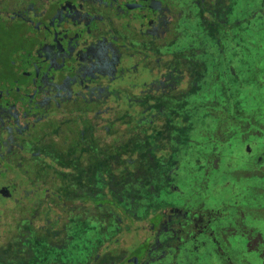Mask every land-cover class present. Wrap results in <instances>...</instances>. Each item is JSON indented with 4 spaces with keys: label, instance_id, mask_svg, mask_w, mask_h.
I'll list each match as a JSON object with an SVG mask.
<instances>
[{
    "label": "flooded vegetation",
    "instance_id": "af4514ba",
    "mask_svg": "<svg viewBox=\"0 0 264 264\" xmlns=\"http://www.w3.org/2000/svg\"><path fill=\"white\" fill-rule=\"evenodd\" d=\"M235 2L0 0V264L263 259L261 214L234 180L213 202L214 148L188 142Z\"/></svg>",
    "mask_w": 264,
    "mask_h": 264
},
{
    "label": "rangeland",
    "instance_id": "374dc122",
    "mask_svg": "<svg viewBox=\"0 0 264 264\" xmlns=\"http://www.w3.org/2000/svg\"><path fill=\"white\" fill-rule=\"evenodd\" d=\"M250 1L253 2L255 0ZM255 19H258V17L253 19L256 22L257 20ZM262 22L264 25V14ZM258 36L264 37V29H262L261 33L258 32ZM231 54L232 53H230V55ZM251 58V62H253L255 60L254 56H251ZM262 59H264V57H261V60ZM236 66L240 67L241 64H237ZM261 67H263L262 70ZM258 68L259 72L257 76L254 75L255 70L253 68L252 70H250V68L247 69L246 72H241L240 81L243 83L245 77L248 79L252 74V76H255V83H252L251 79L252 89L254 88L259 91H264V60L263 62L261 61V65H259ZM242 69L243 66H241L240 70ZM244 87L245 86L243 85L242 88ZM242 88L238 87V90ZM211 90L216 89L211 87L206 93H203L202 98H194L196 104L202 101L204 108L200 109V112L193 115L194 119H192V122L195 123L194 126H196V124L204 125V129H207H205L204 132L207 133L203 132V136H200V132H196L194 136L193 133H191L190 141L192 142L191 145L195 150H197V148L199 149V147H203V150H205L208 145L209 149L214 148L215 152L211 153L210 151L211 154L208 157L209 161H207V158L204 155L199 153V155H202L201 164L203 167L207 168L209 164L215 165L222 172L221 175H219V178L221 177L220 188L223 190V192L219 191V193L214 196L213 202H223L225 200L223 197L225 192L229 191L230 193L231 189H225L224 187H228V185L223 183L227 179L234 180L236 183L232 186L233 191L239 193L238 196L241 197V200H244L246 203L248 202L249 206L252 207L251 212H249L253 216L261 214V218L264 221V167L259 166L258 164L248 165L247 162L241 161L249 158L251 155H254L256 158L262 155L264 152V113L262 114L258 112L257 108H251L253 104L264 102H258L257 98H252V95H250V88V90L242 91L239 99L241 101V105H236V99L234 102L229 101L225 103H218L217 94L212 93ZM231 95L235 97L234 93ZM207 105H212L215 107L213 109H209ZM209 113L210 115H208V117L213 120V123L210 120L203 119V117ZM253 114L256 115L252 116ZM237 116L239 117L237 118L238 121L236 120ZM246 118L248 121L245 120ZM238 122L242 124H239ZM258 124L261 131L254 129V126ZM213 142L215 145H212ZM247 149H250V152H247ZM196 154L197 152H195L192 160H195ZM223 160H225L226 164H230V171L223 167ZM262 164H264V162ZM222 174H225V177H222ZM212 182L213 179H211L210 183ZM229 185L231 186V184ZM258 204L263 205L261 210H259L260 205ZM242 255L243 254H241L240 257H242ZM246 257L249 258L251 264H264V255L263 259L256 257L253 253H247ZM242 260L243 257L242 259L240 258V260L235 258L234 262L235 264H245L242 262Z\"/></svg>",
    "mask_w": 264,
    "mask_h": 264
},
{
    "label": "trees",
    "instance_id": "16d2710c",
    "mask_svg": "<svg viewBox=\"0 0 264 264\" xmlns=\"http://www.w3.org/2000/svg\"><path fill=\"white\" fill-rule=\"evenodd\" d=\"M243 5V0H236L235 8L227 15L226 23L221 24L222 22L219 21L218 42L214 43V49L218 60L216 84L213 81L215 75L212 72V67L215 65H212L211 58H209V63L208 65L206 64L203 71L206 73L205 78L207 76V85L209 84L210 88L212 85L218 84V89L211 90L212 93L217 94L218 103L229 101L234 102L236 99L237 102L235 101V103L237 106L241 103L239 99L242 91L250 90V88V95H252V98H257L258 102H264V91H259L254 88L252 89L251 87V84L255 83V76H252L251 74L248 79L245 77L243 83L240 81V73L243 71L246 72L247 69L250 68V70H252V68L255 70L254 75L257 76L259 72L258 66L261 65V61L263 62L264 60H261V57H264V37L258 36V32L261 33L262 29H264L262 22L264 0L250 2V11H245ZM256 17H258V19H255L257 20L255 22L253 19ZM209 45L212 46V44ZM230 53L232 54L230 55ZM251 56H254L255 58L253 62H251ZM237 64H241L243 69L240 70L241 66L237 67ZM262 68L263 67H261V70ZM243 85L245 86L244 88H242ZM238 87L242 89L238 90ZM232 93H234L235 97L231 95ZM207 107L213 109L215 106L207 105ZM251 108H257L258 112L262 114L264 113V103L253 104ZM208 115H210V113L206 114L205 117ZM255 115L256 114H253L252 116ZM237 118L239 117H236V120L238 121ZM245 120L248 121L247 118ZM238 123L242 124L240 122ZM188 127L193 128L194 124L188 123ZM254 129L261 131L259 124L255 125ZM189 141L190 140L188 139V142Z\"/></svg>",
    "mask_w": 264,
    "mask_h": 264
}]
</instances>
